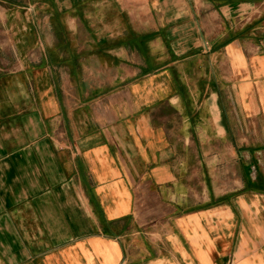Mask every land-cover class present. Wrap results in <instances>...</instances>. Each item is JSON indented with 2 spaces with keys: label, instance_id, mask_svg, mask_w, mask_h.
I'll return each mask as SVG.
<instances>
[{
  "label": "crops",
  "instance_id": "1",
  "mask_svg": "<svg viewBox=\"0 0 264 264\" xmlns=\"http://www.w3.org/2000/svg\"><path fill=\"white\" fill-rule=\"evenodd\" d=\"M0 264H264V0H0Z\"/></svg>",
  "mask_w": 264,
  "mask_h": 264
},
{
  "label": "rangeland",
  "instance_id": "2",
  "mask_svg": "<svg viewBox=\"0 0 264 264\" xmlns=\"http://www.w3.org/2000/svg\"><path fill=\"white\" fill-rule=\"evenodd\" d=\"M249 146H257L258 145V141L257 139H249V142H248ZM235 158V157H234ZM256 163H257V156L255 154H250L249 155V165H248V170H243V177L246 179H249V180H254L255 181V178H259L260 173L256 170ZM245 166V165H244ZM213 173V172H211ZM225 173L228 175L230 172H217V179H216V184L218 186L224 184L225 182V179H224V175ZM258 173V175H257ZM232 174H233V179L234 181L238 178V176L240 175V170L237 168V170H233L232 171Z\"/></svg>",
  "mask_w": 264,
  "mask_h": 264
},
{
  "label": "built area",
  "instance_id": "3",
  "mask_svg": "<svg viewBox=\"0 0 264 264\" xmlns=\"http://www.w3.org/2000/svg\"><path fill=\"white\" fill-rule=\"evenodd\" d=\"M31 10V8H29Z\"/></svg>",
  "mask_w": 264,
  "mask_h": 264
}]
</instances>
